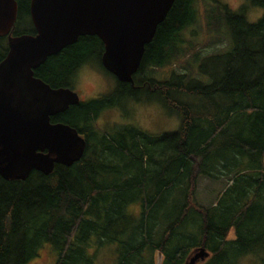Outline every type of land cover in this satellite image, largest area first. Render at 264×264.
I'll use <instances>...</instances> for the list:
<instances>
[{"label":"trees","instance_id":"obj_1","mask_svg":"<svg viewBox=\"0 0 264 264\" xmlns=\"http://www.w3.org/2000/svg\"><path fill=\"white\" fill-rule=\"evenodd\" d=\"M195 1H175L133 82L105 67L97 35L80 36L35 69L53 88L76 89L78 70L98 59L118 81L100 99L51 117L85 137L80 160L56 163L49 174L33 170L26 179L0 176V264H29L45 244L56 253L54 264H94L98 249L111 243L118 264H157V253L161 264H185L200 247L210 252L201 264H240L249 255L264 264V18L248 23L228 5L206 9L209 28L229 43L209 57L217 64L204 78L197 54L185 60L180 35L198 19ZM17 2L11 33L35 34L31 0ZM7 52L2 36L0 62ZM144 96L176 113L179 128L152 133L98 124L107 109ZM194 156L201 159L196 174ZM200 175L228 177L211 205L197 201ZM132 203H140L138 212L129 210Z\"/></svg>","mask_w":264,"mask_h":264},{"label":"water","instance_id":"obj_2","mask_svg":"<svg viewBox=\"0 0 264 264\" xmlns=\"http://www.w3.org/2000/svg\"><path fill=\"white\" fill-rule=\"evenodd\" d=\"M176 0H31L36 33H11L18 17L17 0H0V37L8 52L0 62V176L26 179L33 170L49 174L56 163L80 160L86 139L65 122L51 117L78 103L69 87L53 88L35 75L48 57L80 36L97 35L104 44L103 64L122 82H133L146 45ZM205 247L185 264L206 260Z\"/></svg>","mask_w":264,"mask_h":264},{"label":"rangeland","instance_id":"obj_3","mask_svg":"<svg viewBox=\"0 0 264 264\" xmlns=\"http://www.w3.org/2000/svg\"><path fill=\"white\" fill-rule=\"evenodd\" d=\"M227 5L226 0H196L194 7L197 9L198 19L194 23H191L185 27L180 35L185 40L184 48L186 54L184 55L185 60L194 61L197 57L200 59L196 62L198 71H201L203 77L210 72H213V65L217 64V60L209 58L217 55L222 51H225L228 46L229 40L226 34L223 32H215L213 28H209L207 20L205 18V11L208 8L214 7L215 5ZM217 20L221 21V18L217 17ZM89 69L99 75H101L108 85L109 92L113 91L117 84V78L110 72H108L98 59H94L93 62L86 64ZM199 68V69H198ZM179 70H184L182 67ZM81 83L80 72L78 75L76 91ZM78 92V91H77ZM79 93V92H78ZM80 94V93H79ZM141 101H158L153 109L140 108L141 119L145 122H151L155 131L152 133L170 132L179 128L180 118L176 113H171L170 110L158 99H148L146 96ZM132 102L124 109L115 107L104 111L99 119L98 124L102 127H111L119 125L120 121L129 115H131L130 108H136ZM195 162V174L200 164L201 159L198 156H194ZM228 177H208L200 175L197 178V201L204 205H211L218 197L223 188L226 187ZM135 208V209H134ZM140 203H132L129 206V210L133 209L138 212ZM234 236V232H231V237ZM95 240V239H94ZM93 240V241H94ZM91 249V253H92ZM56 260V253L49 244H45L40 252L39 257L30 262L29 264H54ZM162 255L157 253V264H161ZM203 262V261H201ZM199 262L198 264H201ZM256 260L252 256L243 257L240 260V264H254ZM94 264H118V252L117 244L111 243L98 249Z\"/></svg>","mask_w":264,"mask_h":264},{"label":"clouds","instance_id":"obj_4","mask_svg":"<svg viewBox=\"0 0 264 264\" xmlns=\"http://www.w3.org/2000/svg\"><path fill=\"white\" fill-rule=\"evenodd\" d=\"M226 4L233 13L244 15L248 23H257L261 18H264V5L254 3L253 0H226ZM78 71L80 72L81 83L77 91L80 93L79 98L82 102L98 100L107 94L109 88L101 75L91 71L87 65L81 66ZM132 103L137 107L130 108L131 115L119 122L121 126L132 124L145 132L155 131L151 122H145L141 119L139 109H153L159 102L133 100Z\"/></svg>","mask_w":264,"mask_h":264}]
</instances>
